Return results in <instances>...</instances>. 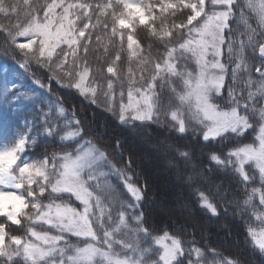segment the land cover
I'll return each mask as SVG.
<instances>
[{
	"label": "snow or ice",
	"instance_id": "6c2138e0",
	"mask_svg": "<svg viewBox=\"0 0 264 264\" xmlns=\"http://www.w3.org/2000/svg\"><path fill=\"white\" fill-rule=\"evenodd\" d=\"M0 53L52 96L55 84L120 125L190 136L166 144L169 163L200 209H234L264 264V0H0ZM23 87L0 84L22 120L0 141V264H252L183 239L170 215L149 225L148 181L131 155L118 163L120 138L109 146L83 105L38 107ZM197 155L209 165L189 169Z\"/></svg>",
	"mask_w": 264,
	"mask_h": 264
},
{
	"label": "trees",
	"instance_id": "16d2710c",
	"mask_svg": "<svg viewBox=\"0 0 264 264\" xmlns=\"http://www.w3.org/2000/svg\"><path fill=\"white\" fill-rule=\"evenodd\" d=\"M140 36H144L143 31H140ZM22 73H24V69H21L13 59L0 53V84L5 80L22 84L24 87L21 90H29L30 96L36 99L38 107L45 106L49 101H55L57 97L63 101L68 109H71L73 105H76L77 108L83 105L85 110L82 113L78 112V115L85 121V123L92 124L102 142L109 146H114L116 138H120L122 141L120 147L124 153V157L121 158L117 156V161L118 163H122L129 155H131L132 170L138 172L140 177L147 179V197L151 198L146 204L149 225L153 222L159 225L165 218L156 215V213L160 212L158 206L162 203V200L159 197L160 191L162 190V180L160 178L159 180L153 174L154 172L152 171H154V169H152V165H145L143 154L138 152L139 142L137 137L139 133H142L145 137L158 140L162 139L171 144H183L190 141L191 137L189 136L184 139H179L174 133H169L166 128L162 130L155 125L142 126L139 123H137L135 127L120 125L117 120L112 118V116L104 110L88 105L87 102L84 101L82 97H79L73 90L59 88L53 84V92H55L56 95L52 96L48 93L46 88L41 89L38 85L34 84L31 75H21ZM37 74L39 75L40 73ZM17 77H19V79H17ZM30 102V100H26L25 104L30 105ZM24 111L26 112L27 110L25 109ZM93 112L96 113L94 120L92 119ZM21 123L22 120L17 114L12 113L4 106H0V141H2L5 136H9L13 132L21 130ZM251 135L252 134L249 133V136L245 138V142L250 139ZM230 142L231 141L225 142L223 148L220 144L215 145V147L220 150H225L227 144ZM49 147L51 148L52 145H49ZM39 150L40 152L43 151V145L32 149L27 154L35 155L39 153ZM168 156L171 158L170 161L176 160V153L174 151L168 150ZM179 164L181 170H184V162L179 161ZM192 164H195L197 167L208 166L209 161L206 156L197 155L193 158L191 164L188 165L189 169ZM168 165L166 164V167L163 168L166 172L172 173L173 170L177 171V169L170 163ZM181 180L184 185L185 193L180 197L184 200V205H188L191 215L190 219H188V217H182L177 215V213H171L170 216L176 219L178 225H180L178 229L171 230L182 233L183 239L187 241H190L193 238L196 239L198 241V246H203L207 242L210 247H215L223 255H235L238 250H242L243 258L250 259L252 264H259L258 257L252 255L249 246L245 243L244 228L240 218L238 216L234 217L231 214L234 209L230 208L228 215H225L223 211H221L219 216H212L210 213L199 208L197 195L193 191L195 185L189 187L183 182V179ZM113 182L116 183L115 180ZM137 182L141 183L142 180H138ZM204 187L207 188L208 185H204ZM249 187H251V185H249ZM232 188L235 190L237 185L233 183ZM242 198L243 186L240 187L239 191L229 193L227 197L228 200H234V203H239ZM217 203L220 204L222 209L223 204L219 197H217ZM204 223H207V226H205L206 228L204 227ZM234 240H236V242H234Z\"/></svg>",
	"mask_w": 264,
	"mask_h": 264
},
{
	"label": "rangeland",
	"instance_id": "374dc122",
	"mask_svg": "<svg viewBox=\"0 0 264 264\" xmlns=\"http://www.w3.org/2000/svg\"><path fill=\"white\" fill-rule=\"evenodd\" d=\"M255 75V70L253 68V76L255 77ZM137 140L139 142L138 149L140 150H138V152L143 154L145 165H152V169H154V171H152L154 172L153 174L158 179L160 178L162 180V190L159 195L162 203L158 206L160 212L156 213V215L166 217L171 213H177V215L190 219L191 213L188 209L189 207L188 205H184V200L180 197L185 193L184 185L181 180L182 176L178 175L176 170H173L172 173H168L163 169L171 160L168 156V149L166 148L168 142L162 139L158 140L145 137L142 133H139ZM125 197L127 198V194H125ZM205 226H207V223H204V227ZM234 242H236V240H234ZM188 246L191 247V245ZM208 258L211 259V257Z\"/></svg>",
	"mask_w": 264,
	"mask_h": 264
}]
</instances>
